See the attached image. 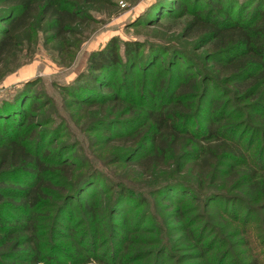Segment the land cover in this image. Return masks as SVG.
Segmentation results:
<instances>
[{"label": "trees", "instance_id": "trees-1", "mask_svg": "<svg viewBox=\"0 0 264 264\" xmlns=\"http://www.w3.org/2000/svg\"><path fill=\"white\" fill-rule=\"evenodd\" d=\"M169 1L172 9L164 10L184 16L186 9L175 5L178 0ZM112 3V0H0V66L21 51L23 40L38 36V25H42L53 42L72 46L71 40L79 30L93 20L90 11H99ZM162 14L166 12L150 8L137 17L136 25L171 30L173 23L162 22ZM180 35L196 40L197 50L205 48L201 58L207 70L195 75L185 73L177 78L170 73L160 93L161 100L148 79L145 81L148 97L139 93L134 98L132 94H122L119 89L111 91L112 78L120 68L123 77H134L141 50V70L153 72L163 54H167L172 63L175 60L184 62L188 69H196V65L184 55L182 47L161 39L151 40L148 47L140 40H126L120 50L121 41L116 37L92 51L87 59V67L95 82L102 86L101 91L89 98L86 87H80V95L72 100L76 105L90 104L102 116L96 120L98 126L104 125L109 133L99 146L109 150V164L123 167L126 178H130L117 181L109 210L111 207L113 212H119L132 202L134 195L140 206L146 204L144 191L148 183L152 185V192H147V196H156L165 207H170L168 202L173 200L185 204L189 194H194L191 199L202 208L226 202L220 214L239 221V215L229 212L228 204L240 205L251 214L264 211V149L257 154L252 149V141L242 142L243 137L236 127L233 128L235 125L228 130L222 122L235 118L233 113H225L234 101L241 104L237 116L250 118L253 124H248L252 129L264 134V120L261 119L264 117V22L253 25L195 12L183 24ZM206 84L212 86V91L220 87L231 98L210 104L211 117L204 127L190 126V108L186 110L182 101L191 98V88L204 90L202 98H208ZM24 95L16 91L11 100L0 103V120L4 121L0 124V206L6 197L20 200L18 204H10L17 212V216L11 215L13 220H7L13 221V225L0 226V246L11 250L18 264L49 263V258L55 257L43 247L40 222L46 217L53 220L55 213L57 217L77 191L90 181H86L89 175H82L76 182L74 163L50 161L49 151L41 147L43 139L29 146L20 138V130L12 128V122L21 123L16 118L18 115L22 121L31 114L24 109L31 98ZM249 100L252 102L248 103ZM136 106L145 109L138 107L137 110ZM117 125H123L124 130L117 131ZM48 162L55 164L51 167ZM176 174H184V179ZM14 183L24 186L13 188ZM51 196L60 199L62 204L57 207V203H49ZM86 207L89 212L94 211L89 204ZM43 209L46 214H39ZM243 225L246 226V221ZM248 231L249 228L243 233L248 234ZM249 244L245 243L250 249L246 264H264V243L263 249ZM117 264L125 262L120 258Z\"/></svg>", "mask_w": 264, "mask_h": 264}, {"label": "rangeland", "instance_id": "rangeland-1", "mask_svg": "<svg viewBox=\"0 0 264 264\" xmlns=\"http://www.w3.org/2000/svg\"><path fill=\"white\" fill-rule=\"evenodd\" d=\"M112 1L99 11H90L93 20L79 30L71 40L72 46L53 42L42 25H38V36L23 40L21 51L0 66V103L11 100L16 91L31 98L24 106L31 114L22 121L21 115H18L16 118L21 123L11 124L14 130H20V138L29 146L43 139L41 147L43 151H49L50 161H65L67 165L74 163L76 182L82 175H89L86 181L90 182L77 191V195L59 211L57 217L55 213L53 220L46 217L40 222L39 229L44 233L43 247L55 258H49V263L42 261L38 264H102L99 262L101 260L117 264L120 258L125 264H246L250 250L249 246L245 247L247 241L255 249H263L264 211L257 210L251 214L240 205L233 207L228 204L229 212L239 215V221H234L233 217L219 212L226 202L219 201L202 208L191 199L194 194H189L185 204L173 200L168 202L170 207H165L156 196H147V192H152V185L148 183H145L148 189L144 191L146 204L140 206L134 195L132 202L119 212H113L111 207L109 210L108 205L117 190V181L130 178H126L123 167L109 164V150L99 146L109 133L104 125L98 126L96 120L102 116L90 104L76 105L72 99L80 95V87H86L89 98L101 91L102 86L95 82L87 67V59L92 51L103 47L111 37H116L121 41L120 50L122 42L126 40H140L148 47L151 40L161 39L170 45L182 47L184 55L191 59L192 65H196V69H188L184 62L175 60L172 63L171 58L163 54L153 72L141 70V50L134 67V77H123L120 68L112 78L111 91L119 89L122 94L129 93L134 98L139 93L148 97L145 85L148 79L153 84L155 95L161 100L160 93L170 73L176 74L177 78L185 73L195 75L207 70L201 58L205 48L197 50L196 40L180 35L183 24L193 13L220 19L229 17L257 25L259 21L264 22V0H178L175 5L179 9H186L184 16L172 10L169 12L173 6L169 0ZM155 7L159 13L166 12L161 20L173 23L171 30L136 25L138 16ZM228 11L230 16H227ZM206 85L208 98H202L204 90L191 88V98L182 101L186 110L190 108V126L204 127L207 118L211 117L210 104L231 98L220 87L212 91V86ZM235 105H238L235 112L238 114L234 113ZM240 107L241 104L231 101L225 113L236 116L222 124L228 130L235 125L233 128L236 127L239 136L243 137L242 142L246 144L252 141V149L258 154L264 149V134L255 131L256 128L252 129L248 124L252 122L250 118L237 116ZM261 119L264 120V117ZM3 122L0 120V124ZM123 128V125L115 127L117 131ZM48 163L51 167L55 164ZM184 176L176 174L180 179ZM22 186L14 183L12 187ZM245 188L249 189L248 186ZM48 202L57 203V207L62 204L55 196H51ZM1 203L4 204L0 206V226L9 227L14 222L7 220L12 219L11 215L17 216L10 204H18L20 200L6 197ZM87 204L93 212L87 210ZM45 212L43 209L39 214L44 215ZM245 221L246 226L243 225ZM248 228L250 231L244 234ZM262 259L264 261V254ZM18 263L11 250L0 246V264Z\"/></svg>", "mask_w": 264, "mask_h": 264}]
</instances>
